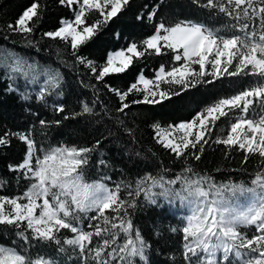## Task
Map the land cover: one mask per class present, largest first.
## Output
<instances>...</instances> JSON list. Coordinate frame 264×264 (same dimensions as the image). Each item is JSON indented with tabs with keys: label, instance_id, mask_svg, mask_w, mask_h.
<instances>
[{
	"label": "snow or ice",
	"instance_id": "snow-or-ice-1",
	"mask_svg": "<svg viewBox=\"0 0 264 264\" xmlns=\"http://www.w3.org/2000/svg\"><path fill=\"white\" fill-rule=\"evenodd\" d=\"M58 3L72 9L73 17L62 18L58 27L43 32L42 38L63 42L74 63L86 68L97 83L129 71L146 57H168L167 63L154 70V78L146 77L140 69L124 90L104 83L117 97L116 113L127 115L133 105L155 106L173 97L183 99L192 89L215 87L225 79L235 87L231 94L214 98L189 121L166 127L158 121L152 123L153 139L183 164L172 175L173 170L163 166L155 173L148 171L110 184L112 178L106 174L98 178L90 175V168L102 169L109 164L98 156L106 136L91 144L45 146L37 143L31 128L0 133V147L10 146L13 136L24 143L22 160L8 169L18 174V180L27 181L25 189L14 195L0 191V230L11 229L10 239L0 242V264H67L73 254V264H148L150 245L134 227L129 211L137 208L141 197L155 206L162 197L169 205L179 202L187 209L180 226L170 228L181 238L180 264H264V0H191L218 20L217 24L198 17L159 19L164 0H154L152 6H142L146 12L137 15L138 20L146 18L152 23V32L109 51L99 65L80 55V49L126 10L131 0ZM43 7L41 0H33L13 22L0 28L4 39L20 35L28 47L39 51V41L32 37ZM92 12L95 18H90ZM116 36L119 38V33ZM0 70V75L13 82L23 79L36 83L43 77L36 97L41 102L62 93L64 77L59 70L43 68L15 53L0 60ZM243 77L252 79H231ZM9 91H15L11 84ZM95 95L91 104L82 102L79 111L62 119L100 116L95 108L98 90ZM131 95L137 98L129 101ZM101 111L109 115L106 105H101ZM55 112L65 113V106L57 104ZM223 117L229 118L230 128L226 133L220 128V134L212 139L217 121ZM117 120L123 124L119 116ZM61 122L38 121L42 129ZM124 130L134 139L131 128ZM211 144L223 145L226 157L233 149L242 152L243 163L258 156L261 167L251 174L249 182H218L189 160L200 161L205 145ZM94 155L98 156L95 160ZM6 183L0 178V189ZM243 228L251 229V234Z\"/></svg>",
	"mask_w": 264,
	"mask_h": 264
},
{
	"label": "trees",
	"instance_id": "trees-1",
	"mask_svg": "<svg viewBox=\"0 0 264 264\" xmlns=\"http://www.w3.org/2000/svg\"><path fill=\"white\" fill-rule=\"evenodd\" d=\"M32 2L33 0H0V28L8 22H13ZM41 3L44 6L42 15L36 26L37 31L32 37L39 41L37 47L40 50L28 47L20 35L5 40L4 33H0V60L9 53H15L36 62L43 68L51 67L59 70L64 77L62 93L59 96H49L45 102H41L36 97L43 77H39L36 83H28L23 79L13 82L0 75V133L26 132L31 128L37 143L45 146L59 142L91 144L102 135L106 136L107 138L103 139L100 145L98 156L109 161V164L102 169L90 168V175L98 178L106 174L112 178L108 182L110 184L134 179L138 174L148 171L155 173L163 166L173 170L169 175L181 169L182 162L175 160L172 154L153 139L152 123L158 121L166 127L170 123L189 121L197 111L213 102L214 98L231 94L235 84L225 79L217 82L215 87L204 86L192 89L184 94L183 99L173 97L172 101L155 106L133 105L127 110V115L116 113L117 97L104 87V83L124 90L127 84L134 81L140 69H144L146 77L154 78V70L160 63H167L168 57H146L135 62L129 71L110 75L105 78V82L97 83L86 68L74 63L70 50L66 49L63 42L42 38V33L55 30L62 18H72L73 10L60 5L58 0H41ZM153 4L154 0H131L126 10L108 23L94 39L81 47L80 55L96 61L99 65L105 61L109 51L119 50L132 41L146 37L153 30L152 23L146 18L138 20L137 15L147 11L142 6ZM160 13L159 19L198 17L201 21L218 23V20L211 19L207 13L195 7L191 0H164ZM95 16V12L90 13V18ZM117 33L119 38L116 36ZM231 79L244 82L252 78ZM10 84L15 91H9ZM92 85H95V88ZM96 90L99 91V103L95 108L100 112V116L82 115L74 119H62L65 114L71 115L79 111L82 102L91 104L96 99ZM135 98L137 97L131 95L128 100ZM57 104H63L66 112L58 115L55 112ZM101 105L107 106L108 116L103 115ZM118 116L123 124L117 120ZM40 119L62 122L59 126L50 125L42 129L38 123ZM125 128L133 130L134 139L129 137ZM109 132L111 135L108 134ZM213 134L212 139L215 138ZM137 152L140 153L139 156L135 154ZM24 153V143L15 136L10 138V146L0 147V178L8 182L0 191L5 194L14 195L25 189L27 181L18 180V174L8 169V165L20 162ZM98 156L94 155L93 159H97ZM242 157L243 153L235 149L226 157L223 145L211 144V146L205 145L200 161H192L191 157L189 160L198 171L211 174L218 182L228 180L249 182L251 174L261 167V160L258 156H251L247 163H243ZM122 195H126V191ZM158 203L159 206L148 204L141 197L137 208L129 210L130 218L134 227L141 231L150 245L147 250L148 264H174V262L180 264L181 238L179 233H172L170 228L179 227L183 216L160 199ZM10 232L11 229L0 230V242H7L10 239ZM59 259L60 257L57 256V260ZM75 260L76 256L73 254L67 264H73Z\"/></svg>",
	"mask_w": 264,
	"mask_h": 264
},
{
	"label": "rangeland",
	"instance_id": "rangeland-1",
	"mask_svg": "<svg viewBox=\"0 0 264 264\" xmlns=\"http://www.w3.org/2000/svg\"><path fill=\"white\" fill-rule=\"evenodd\" d=\"M198 67V66H197ZM167 87V86H165ZM230 117L234 120L235 116L234 114H230ZM220 128H224L225 129V133L229 130L230 128V124H229V118L228 117H223L221 118L219 121H217V126H216V129L213 131V135L216 136V135H219V129ZM161 200V202H164L166 203L168 206H171L172 210L175 211L176 213H180L182 216L186 213L187 209L184 208V207H181L179 205V202H176L172 205H169L166 201H164V199L161 197L159 198ZM243 231H247L249 232V234H251L252 230L251 229H248V228H243L242 229Z\"/></svg>",
	"mask_w": 264,
	"mask_h": 264
}]
</instances>
